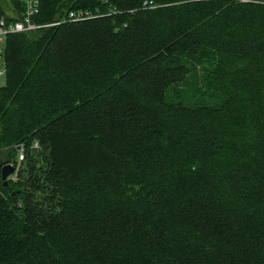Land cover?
<instances>
[{
  "label": "trees",
  "instance_id": "obj_1",
  "mask_svg": "<svg viewBox=\"0 0 264 264\" xmlns=\"http://www.w3.org/2000/svg\"><path fill=\"white\" fill-rule=\"evenodd\" d=\"M32 21L1 42L0 264H264V0Z\"/></svg>",
  "mask_w": 264,
  "mask_h": 264
},
{
  "label": "built area",
  "instance_id": "obj_2",
  "mask_svg": "<svg viewBox=\"0 0 264 264\" xmlns=\"http://www.w3.org/2000/svg\"><path fill=\"white\" fill-rule=\"evenodd\" d=\"M97 1L103 3L105 0H97ZM24 2H25V9L22 18L20 20L12 23H6V21L3 18L0 19V43L4 41L6 36L9 34L29 32L41 27L39 25H36L32 21V17H34L38 13L39 0H24ZM90 16L91 14L87 12L75 13L71 11L67 14L65 20H63L62 22L64 21L74 22V21L84 20L86 18H89ZM54 24H58V23H54ZM2 75H3V70L0 69V76ZM17 150L18 153H17L16 161L19 164L24 160V153L20 146L17 148Z\"/></svg>",
  "mask_w": 264,
  "mask_h": 264
},
{
  "label": "rangeland",
  "instance_id": "obj_3",
  "mask_svg": "<svg viewBox=\"0 0 264 264\" xmlns=\"http://www.w3.org/2000/svg\"><path fill=\"white\" fill-rule=\"evenodd\" d=\"M0 5L3 7L7 15H11V16L13 15L12 5H11L10 0H0ZM1 50H2V45L0 43V51ZM1 66H2V58H0V68ZM3 82H4V78L0 76V83L2 84ZM33 148H36V143L33 145Z\"/></svg>",
  "mask_w": 264,
  "mask_h": 264
},
{
  "label": "water",
  "instance_id": "obj_4",
  "mask_svg": "<svg viewBox=\"0 0 264 264\" xmlns=\"http://www.w3.org/2000/svg\"><path fill=\"white\" fill-rule=\"evenodd\" d=\"M13 171H14V168L10 164L4 165L2 167V170H1V180L3 181V185H6L7 184L6 179L8 178V176L11 175V173Z\"/></svg>",
  "mask_w": 264,
  "mask_h": 264
},
{
  "label": "bare ground",
  "instance_id": "obj_5",
  "mask_svg": "<svg viewBox=\"0 0 264 264\" xmlns=\"http://www.w3.org/2000/svg\"><path fill=\"white\" fill-rule=\"evenodd\" d=\"M23 4H24V6H25V2L23 1ZM2 19V18H1Z\"/></svg>",
  "mask_w": 264,
  "mask_h": 264
}]
</instances>
